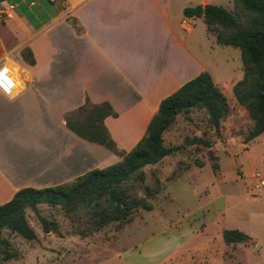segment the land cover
I'll list each match as a JSON object with an SVG mask.
<instances>
[{"label":"crops","instance_id":"crops-1","mask_svg":"<svg viewBox=\"0 0 264 264\" xmlns=\"http://www.w3.org/2000/svg\"><path fill=\"white\" fill-rule=\"evenodd\" d=\"M176 7L172 0L0 4V68L22 84L11 95L0 88V206L25 188L65 185L122 159L68 128L79 108L109 104L116 117L105 127L118 150L129 153L163 100L203 72L211 75L194 54L198 40L222 45L203 19L184 16L187 4ZM29 52L34 65L24 58ZM241 73L223 84L211 76L229 97Z\"/></svg>","mask_w":264,"mask_h":264},{"label":"rangeland","instance_id":"rangeland-1","mask_svg":"<svg viewBox=\"0 0 264 264\" xmlns=\"http://www.w3.org/2000/svg\"><path fill=\"white\" fill-rule=\"evenodd\" d=\"M209 1L245 21L233 0ZM183 4L196 7L200 2L172 0L175 11ZM213 41L211 47L198 40L194 54L218 84L237 72L244 76L241 50ZM227 98L230 112L219 130L205 110L179 115L164 135L165 145L177 152L145 168L144 180L130 183L131 193L148 201L151 211L139 208L129 222L98 230L86 210L39 205V214L51 226L45 229L28 209L36 240L4 231L18 258H0V264H264V193L257 189L256 177L264 173V134L250 141L253 121L234 95ZM195 138L201 142L187 144ZM227 230L251 239L228 245L223 239Z\"/></svg>","mask_w":264,"mask_h":264},{"label":"trees","instance_id":"trees-1","mask_svg":"<svg viewBox=\"0 0 264 264\" xmlns=\"http://www.w3.org/2000/svg\"><path fill=\"white\" fill-rule=\"evenodd\" d=\"M7 0H0V4ZM245 17L241 22L222 6L199 5L184 10L187 18L203 19L208 33L216 37L222 46L240 49L244 77L233 88L237 103L244 107L254 128L250 132L252 141L264 134V0H233ZM24 58L35 64L32 54ZM191 109L207 111L212 125L219 130L221 122L230 112L228 98L217 87L212 76L203 72L186 83L179 91L162 101L158 113L153 117L144 138L129 153L120 152L117 143L110 136L104 121L116 117L112 107L105 103L94 106L88 103L67 118L68 128L82 139L100 145L122 159L107 168L95 169L74 181L46 189L25 188L13 199L0 206V258L7 262L17 259L4 231L19 235L26 240H36L35 230L27 219V210L35 212L49 229L51 223L39 214V205L61 208L66 212L86 210L92 225L100 230L110 224L129 222L133 211L144 208L152 210L148 201H142L131 193L133 180L145 179V168L159 164L172 156L177 149L165 145L164 135L175 124L177 117ZM72 115V116H73ZM188 145L201 139H187ZM226 244H240L251 238L239 230L223 233Z\"/></svg>","mask_w":264,"mask_h":264},{"label":"clouds","instance_id":"clouds-1","mask_svg":"<svg viewBox=\"0 0 264 264\" xmlns=\"http://www.w3.org/2000/svg\"><path fill=\"white\" fill-rule=\"evenodd\" d=\"M9 69L8 67L0 68V76L3 77V79L6 81V84L4 86V90L6 92H10L12 88H19L22 86L21 82L19 80H16L15 83L13 79L9 78L6 73H8Z\"/></svg>","mask_w":264,"mask_h":264},{"label":"built area","instance_id":"built-area-1","mask_svg":"<svg viewBox=\"0 0 264 264\" xmlns=\"http://www.w3.org/2000/svg\"><path fill=\"white\" fill-rule=\"evenodd\" d=\"M11 8H13V7H11ZM6 75H7L9 78H11L9 73H6ZM5 84H6V81L3 79L2 76H0V88H1L5 93H7L8 95H11V93L13 92V89H12L10 92H6V91L4 90V86H5ZM256 177H257V181H258L257 189H259L261 192L264 193V173L258 172V173L256 174Z\"/></svg>","mask_w":264,"mask_h":264}]
</instances>
